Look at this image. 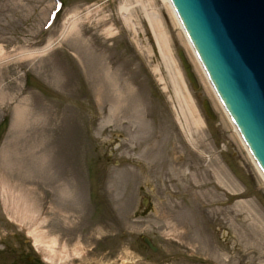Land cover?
Masks as SVG:
<instances>
[{"label": "rangeland", "instance_id": "obj_1", "mask_svg": "<svg viewBox=\"0 0 264 264\" xmlns=\"http://www.w3.org/2000/svg\"><path fill=\"white\" fill-rule=\"evenodd\" d=\"M60 1L0 0V264H264V179L171 13L199 131L134 0L136 29L128 0Z\"/></svg>", "mask_w": 264, "mask_h": 264}, {"label": "water", "instance_id": "obj_2", "mask_svg": "<svg viewBox=\"0 0 264 264\" xmlns=\"http://www.w3.org/2000/svg\"><path fill=\"white\" fill-rule=\"evenodd\" d=\"M170 1L222 104L264 174V0ZM178 56L187 79L198 90L183 51ZM203 109L216 120L208 100H204ZM144 241L157 250L148 237Z\"/></svg>", "mask_w": 264, "mask_h": 264}, {"label": "bare ground", "instance_id": "obj_3", "mask_svg": "<svg viewBox=\"0 0 264 264\" xmlns=\"http://www.w3.org/2000/svg\"><path fill=\"white\" fill-rule=\"evenodd\" d=\"M134 1L139 6V11L142 12V15H144V18L148 24L149 35L152 39V42L155 44V47H156V48L153 47L152 49H150V50H152L150 52H153V50H154V52H156V54H158L162 57V60L164 61L165 66L169 69L171 75H173L172 82L175 85V87H177V89H178L177 93L180 94V96L183 98V100H184V102H185V104H186V106H187V108L191 114L190 116H191V120H192V125L195 127V129L197 131H199L205 125V120L201 116V113L197 107V103H196L192 93L190 92V89L187 85V82L184 78V75H183L181 69L179 68L177 60L174 56V52H173L174 48L173 47H174L175 42H176V39H175L176 36H175V33L173 32V29L169 26L168 21L164 20L163 6H161V3L164 5L165 9H167L171 13L172 17L174 18L176 25L179 26L183 32L185 29L183 28L179 19L177 18V15L175 13L173 5H171L170 0H134ZM127 2H129V4H125V5L121 6L119 12L122 15V19L124 20L125 25L127 27H130V28L131 27L135 28V24L133 21V11H132V9L135 7H131V3H132L131 0H128ZM54 9H55V7H54ZM53 10H51V11H53ZM62 10H63V8L59 11V13H61ZM51 11L49 14H47V16L49 18L51 15ZM58 14H57V16H58ZM57 16H56V18H57ZM49 18H48V20H49ZM75 18H76V16L73 15L68 20L67 28H69L70 26H73V24L75 22V20H74ZM141 32H142V30H141ZM141 32H139L140 37H144V33L143 32L141 33ZM184 34L187 38V35L185 32H184ZM178 36L181 39L182 45H184L189 50H190V48L193 50L192 45H191L190 41L188 40V38H187V40L189 43H185L182 40L180 33L178 34ZM193 53L196 56V59H197V62L199 63V66L201 67V69L203 70L205 75L207 76V74L203 68V65L199 61L198 56L194 50H193ZM199 66L196 67L197 72H200ZM191 68H192V66H191ZM202 80L204 81L203 78H202ZM204 87L207 90L208 94H210V95L213 94V96H214L215 91L213 92V90H210L208 84H206L205 81H204ZM218 99H219V96H218ZM202 106H203V104H202ZM226 113H227V111H226ZM227 115H228L230 122L234 125L235 131L238 134V138L240 139L242 145L244 146V148L249 153V156L251 157L254 165L256 166L260 175L264 179V174H263L261 168H259L257 166L255 160L252 157L251 152L249 151V148L246 146L240 132L238 131V128L235 126V124H234L232 118L230 117L229 113H227ZM181 126H182V129L184 130V132L187 134L188 141L192 145H195V149H196L197 145L193 139V133L190 131V129L186 128L184 123H182ZM35 237L38 240H40L41 245L45 248L47 255H48V256H46V259L49 262L52 263L58 259L60 262V261L64 260V258L68 257V256L64 255L65 253H62L63 250H66V249L63 248L62 251L57 250V242L55 240H50L49 242H47L44 240V237L41 233H36Z\"/></svg>", "mask_w": 264, "mask_h": 264}, {"label": "flooded vegetation", "instance_id": "obj_4", "mask_svg": "<svg viewBox=\"0 0 264 264\" xmlns=\"http://www.w3.org/2000/svg\"><path fill=\"white\" fill-rule=\"evenodd\" d=\"M203 103H204V101H203Z\"/></svg>", "mask_w": 264, "mask_h": 264}]
</instances>
